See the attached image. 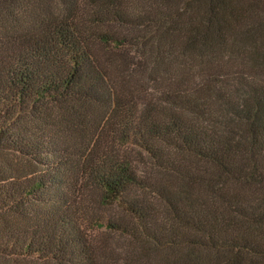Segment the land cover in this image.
Listing matches in <instances>:
<instances>
[{"label": "trees", "instance_id": "obj_1", "mask_svg": "<svg viewBox=\"0 0 264 264\" xmlns=\"http://www.w3.org/2000/svg\"><path fill=\"white\" fill-rule=\"evenodd\" d=\"M0 264H264V0H0Z\"/></svg>", "mask_w": 264, "mask_h": 264}]
</instances>
